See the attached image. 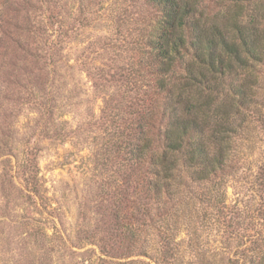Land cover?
Instances as JSON below:
<instances>
[{
    "label": "rangeland",
    "instance_id": "374dc122",
    "mask_svg": "<svg viewBox=\"0 0 264 264\" xmlns=\"http://www.w3.org/2000/svg\"><path fill=\"white\" fill-rule=\"evenodd\" d=\"M157 18L145 0H0V264H116L128 254L115 248L116 260L100 262L98 222L110 220L124 156L117 133L140 107L131 73ZM257 137L244 153L254 171L264 162ZM185 233L181 225L176 250L186 256L175 264H191ZM221 236L210 226L198 248L232 264ZM151 238V261H127L158 264Z\"/></svg>",
    "mask_w": 264,
    "mask_h": 264
},
{
    "label": "trees",
    "instance_id": "16d2710c",
    "mask_svg": "<svg viewBox=\"0 0 264 264\" xmlns=\"http://www.w3.org/2000/svg\"><path fill=\"white\" fill-rule=\"evenodd\" d=\"M145 3L158 18L131 73L141 104L117 133L124 156L110 220L98 222L100 262L116 260L115 248L128 252L116 264L151 261L155 236L158 264H175L186 256L176 250L182 225L191 264H217L218 254L197 243L210 226L222 234V250L233 252L232 264H264V162L254 171L244 158L254 134L264 135V0Z\"/></svg>",
    "mask_w": 264,
    "mask_h": 264
}]
</instances>
